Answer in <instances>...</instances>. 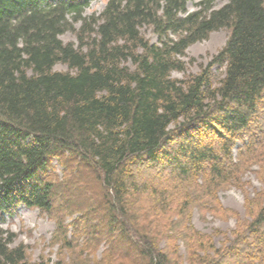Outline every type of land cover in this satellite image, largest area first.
<instances>
[{
	"label": "trees",
	"instance_id": "trees-1",
	"mask_svg": "<svg viewBox=\"0 0 264 264\" xmlns=\"http://www.w3.org/2000/svg\"><path fill=\"white\" fill-rule=\"evenodd\" d=\"M89 2L0 0V220L20 204L55 217L70 209L68 186L95 181L102 199L86 187V211L134 264H264V0L192 11L187 0H107L86 16ZM76 22L78 45L64 43ZM219 29L228 37L207 65L172 77L186 48ZM253 163L261 187L249 191ZM231 184L247 218L216 245L190 218L224 215L218 191ZM13 240L0 227V264H48Z\"/></svg>",
	"mask_w": 264,
	"mask_h": 264
},
{
	"label": "rangeland",
	"instance_id": "rangeland-1",
	"mask_svg": "<svg viewBox=\"0 0 264 264\" xmlns=\"http://www.w3.org/2000/svg\"><path fill=\"white\" fill-rule=\"evenodd\" d=\"M199 1L187 0L186 9L188 11L197 9ZM225 1L215 0L213 7H220ZM106 2L107 0H90L83 14L86 16L100 14ZM79 26L80 22L74 23L72 29L66 30L59 36L60 39L64 43L71 42L74 46H77L76 31ZM142 31L150 42H157V37L150 27H144ZM227 37L228 31L219 29L212 31L207 38L189 45L185 50L186 55L182 58L185 61L184 71H173L171 76L181 79L187 75L197 73L224 46ZM53 68L58 71L68 70L67 65L63 63H57ZM222 70L223 66L215 65L213 67L214 76L219 77ZM259 155H264V151ZM263 158L264 156L260 160L258 159L257 162H261ZM53 164L55 165V171L60 175V166L56 161ZM257 170L258 164L253 163L243 173V179L251 184L248 187L249 191L261 187V184L257 181ZM60 179H62V176ZM91 182L88 184L77 183L73 187L68 186L72 194V203L67 207V209H70L64 213H60L59 210L57 214L54 212L55 217L42 213L36 207H26L23 204L18 205L13 214L4 215L0 220V227L14 235L11 246H22L25 249L27 259L30 261H44L48 264H112L115 260L113 255L119 254V252H122L120 257L122 259H117V261L122 262V264H134L133 261L135 260L126 255L129 252L126 246L122 242H116V247L109 245L105 240L107 237H104L107 230L104 223L102 225L96 216L86 211L87 207L92 204L82 194L86 187L91 188L96 193V200L100 201L102 199L100 197L102 189L95 181ZM64 184L66 185V183ZM218 198L220 206L228 210L224 215L218 212L212 214L194 209L190 218L193 226L201 233L213 236L216 245L220 244L224 238L223 236H229L238 216L241 219L247 218L245 199L240 188L231 184L224 190L218 191ZM235 212L237 213L236 216L234 215ZM87 220L93 222L89 224ZM58 224H60V228ZM93 224L100 225L99 228L102 234L93 236L92 228H90ZM179 241L177 240L180 243L179 253L184 255L183 243Z\"/></svg>",
	"mask_w": 264,
	"mask_h": 264
}]
</instances>
